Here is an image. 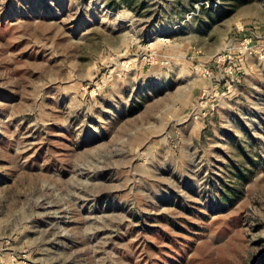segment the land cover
<instances>
[{"label":"rangeland","instance_id":"rangeland-1","mask_svg":"<svg viewBox=\"0 0 264 264\" xmlns=\"http://www.w3.org/2000/svg\"><path fill=\"white\" fill-rule=\"evenodd\" d=\"M0 264H264V0H0Z\"/></svg>","mask_w":264,"mask_h":264},{"label":"built area","instance_id":"built-area-1","mask_svg":"<svg viewBox=\"0 0 264 264\" xmlns=\"http://www.w3.org/2000/svg\"><path fill=\"white\" fill-rule=\"evenodd\" d=\"M252 39H245L243 42L240 43L241 47L244 51H250L252 52L251 48H252V44H251ZM263 53H261L262 56Z\"/></svg>","mask_w":264,"mask_h":264}]
</instances>
